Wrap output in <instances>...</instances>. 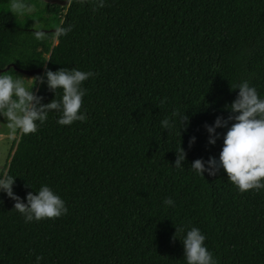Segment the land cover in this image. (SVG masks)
Wrapping results in <instances>:
<instances>
[{
  "label": "trees",
  "instance_id": "trees-1",
  "mask_svg": "<svg viewBox=\"0 0 264 264\" xmlns=\"http://www.w3.org/2000/svg\"><path fill=\"white\" fill-rule=\"evenodd\" d=\"M24 2L33 11L19 16L0 0V75H96L81 85L85 122L61 126L50 111L35 133H16L0 177H15L24 203L47 185L68 211L26 223L0 191V264L37 256L39 264H186L182 240L192 227L217 264H264V189L241 193L222 168L203 177L191 168L218 160L234 120L216 129L215 144L204 126L235 115L226 109L239 91L231 88L247 80L264 98V0H104L95 11L97 0ZM69 25L57 39L55 28ZM34 94L46 104L62 90L54 94L45 78ZM174 111L189 117L186 130ZM179 146L186 157L177 168Z\"/></svg>",
  "mask_w": 264,
  "mask_h": 264
},
{
  "label": "clouds",
  "instance_id": "clouds-1",
  "mask_svg": "<svg viewBox=\"0 0 264 264\" xmlns=\"http://www.w3.org/2000/svg\"><path fill=\"white\" fill-rule=\"evenodd\" d=\"M86 2L87 0H78L80 4ZM104 6V0H97L93 11ZM9 9L14 15L26 16L33 11V6L25 3L24 0H10ZM73 27V25L57 26L55 28L56 38L66 36ZM33 35L36 39L43 40L47 34L42 30H34ZM95 75L93 72H84L75 68L46 70L44 76L35 77V81L44 83L46 78L50 91L55 94L57 89L62 90L60 100L54 98L46 104L41 103L42 97L33 93L34 85L25 87L23 77L18 76L13 79L11 75H0V116L7 119L8 128L13 135L17 132L22 135L35 133L38 130L37 122L45 123L50 111L60 113L57 123L61 126L71 125L76 121L85 122L87 116L80 110L86 89L81 85L89 77ZM231 89H239V91L236 99L230 105H226V109L235 115H230L227 120L218 116L211 126L207 124L204 126L209 133L208 143L215 144L218 137L216 129L225 127L229 120H234L223 137V147L218 160L213 157H209L207 162L196 159L192 162L191 168L202 177L204 172L214 176L222 168L227 180L241 193L250 190L259 192L264 189V98L260 97L247 80ZM164 102L161 101L162 104ZM172 116L179 121V129L181 127L187 129L189 123L187 115L174 111ZM173 126L169 118L161 121V127L168 131ZM194 142L195 137H191L189 146ZM175 152L176 159L173 166L182 167L181 162L185 160L186 152L181 146ZM14 183L15 177L5 174L0 177V191L15 201L13 209L24 217L26 223L57 219L67 214L68 209L64 200L47 185L42 186L35 194L28 192L25 197L27 203H24L19 196L14 194ZM164 203L173 205L171 198H166ZM183 231V227H176V232ZM173 239H176L175 234ZM205 239V235L198 228L192 227L187 230L182 240L186 264H217L212 252L205 246ZM35 259L36 264H39L43 257L37 256Z\"/></svg>",
  "mask_w": 264,
  "mask_h": 264
},
{
  "label": "rangeland",
  "instance_id": "rangeland-1",
  "mask_svg": "<svg viewBox=\"0 0 264 264\" xmlns=\"http://www.w3.org/2000/svg\"><path fill=\"white\" fill-rule=\"evenodd\" d=\"M38 74V70L24 71L15 68L14 70H10L8 73H4L3 75H11L13 79L18 78V76L23 77L25 87L34 85L32 88L34 93L36 84L35 77H38ZM15 137L16 134H11V130L8 128L7 119L3 116H0V172L8 160Z\"/></svg>",
  "mask_w": 264,
  "mask_h": 264
},
{
  "label": "water",
  "instance_id": "water-1",
  "mask_svg": "<svg viewBox=\"0 0 264 264\" xmlns=\"http://www.w3.org/2000/svg\"><path fill=\"white\" fill-rule=\"evenodd\" d=\"M46 1H48V2H55L57 4H65L66 3V1H64V0H46Z\"/></svg>",
  "mask_w": 264,
  "mask_h": 264
},
{
  "label": "built area",
  "instance_id": "built-area-1",
  "mask_svg": "<svg viewBox=\"0 0 264 264\" xmlns=\"http://www.w3.org/2000/svg\"><path fill=\"white\" fill-rule=\"evenodd\" d=\"M64 1H66V3H65V4H67L69 0H64ZM65 4H64V5H65Z\"/></svg>",
  "mask_w": 264,
  "mask_h": 264
}]
</instances>
